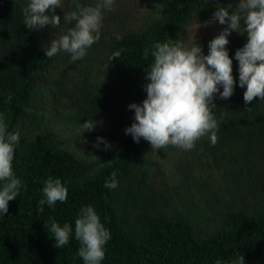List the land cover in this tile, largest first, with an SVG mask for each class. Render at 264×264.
I'll return each instance as SVG.
<instances>
[{"label": "trees", "instance_id": "trees-1", "mask_svg": "<svg viewBox=\"0 0 264 264\" xmlns=\"http://www.w3.org/2000/svg\"><path fill=\"white\" fill-rule=\"evenodd\" d=\"M29 2L0 0V115L9 132H20L13 168L22 180L18 197L0 215V264H84L74 228L86 206L94 208L110 232L101 264H232L239 254L245 264H264V99L246 104V86H239L235 54L247 42L243 21L240 33L232 31L226 45L234 94L222 99L217 93L213 100L217 142L213 145L205 136L191 150L165 147L185 181L207 158L234 176L226 186L234 189L228 199H220L211 182H201L199 196L187 187L180 190L170 182L175 179L172 169L155 160L158 153L150 143L143 138L137 143L126 134L135 122L129 105H140L147 97L145 77L153 57L149 53L145 58V49L170 38L184 42L197 22L202 35L188 47L196 41L207 55L209 42L227 27L214 13L218 7L236 12L240 0H162L161 8L147 12L138 26H130L125 3L115 0L112 10L103 12L100 39L75 62L70 53L49 58L45 52L53 39L75 26L64 20L76 10L74 0H61L55 9L61 17L58 27L33 30L24 23ZM79 3L95 6L97 0ZM121 49L119 59L109 62ZM48 91L59 115L78 124L92 119L96 128L108 125L112 141L121 140L120 151L109 149L107 157L86 159L65 147L41 117ZM113 172L118 186L109 189L105 182H111ZM50 176L61 179L68 196L54 206L43 205L41 212L39 201ZM50 217L72 226L62 248L54 245Z\"/></svg>", "mask_w": 264, "mask_h": 264}, {"label": "clouds", "instance_id": "clouds-1", "mask_svg": "<svg viewBox=\"0 0 264 264\" xmlns=\"http://www.w3.org/2000/svg\"><path fill=\"white\" fill-rule=\"evenodd\" d=\"M75 11L64 15L66 23L75 21L66 34L53 39L46 57H53L61 51L71 54L73 62L83 59L87 50L100 39L104 10H112L115 0H97L95 6H82L74 0ZM61 7V0H30L25 9L24 23L29 30L42 29L51 25L58 27L61 17L55 9ZM214 18L227 27L220 35L209 42V53L203 54L202 46L195 43L185 46L180 40L169 39L157 42L151 49H145L153 62L146 71L147 97L138 105L132 103L135 122L126 129L135 142L141 138L148 141L153 150L172 145L191 150L197 141L209 136L213 145L217 142L218 122L213 114L215 94L228 99L234 94L236 80L233 76V61L226 45L232 31L247 34L246 44L235 54L239 62V86L246 91L243 99L246 104L254 98L264 99V0H240L236 12L230 13L227 7H218ZM117 40L122 36L117 35ZM123 50L115 51L109 58L119 59ZM223 91H220V88ZM93 120L83 123L84 131H92ZM20 132L8 131V123L0 115V215L8 212L9 202L16 199L22 187V180L14 172L13 161ZM99 142H104L98 137ZM99 146V144L97 145ZM105 147L110 145L105 143ZM118 186L116 173L111 174V182L105 187L115 189ZM44 199L39 201V210L43 205L54 206L58 201L65 202L68 189L61 179L48 177L42 189ZM50 232L54 235V245L62 248L69 243L73 229L68 223L63 226L51 217ZM75 239L80 242L78 255L84 264H101L105 257V245L110 239L109 230L101 223L99 215L92 206L81 209L75 220ZM216 264H221L217 260ZM232 264H245L243 254H239Z\"/></svg>", "mask_w": 264, "mask_h": 264}, {"label": "rangeland", "instance_id": "rangeland-1", "mask_svg": "<svg viewBox=\"0 0 264 264\" xmlns=\"http://www.w3.org/2000/svg\"><path fill=\"white\" fill-rule=\"evenodd\" d=\"M125 8L127 9V16L130 22V26H138L143 24L146 20L147 12L152 9L159 10L161 8L162 0H123ZM203 32L202 27L197 23L194 24L186 31L185 34V46L194 40L196 37L201 36ZM42 106V119L43 123L47 126V130L53 131L58 138L64 143L65 147L73 150L79 156L86 159H99L108 156L109 149L118 153L120 151L119 143L121 140L116 138L112 141V138L107 133L106 128L108 125L102 124L95 127L92 131H84L83 124H78L71 121L67 116L59 115L56 110L55 103L52 102L51 93L48 91L46 96L41 102ZM99 138H103L104 142H99ZM105 143L110 147H105ZM112 143V144H111ZM99 144V146H97ZM229 148V147H228ZM227 148V149H228ZM166 148L155 150L158 154H155V160L165 163L166 168L172 169L175 177L174 181H170L173 185L179 187L180 190H185L187 187L194 196L202 195L204 190L200 186L201 182L212 183L216 187L217 194L220 199H228L231 192L234 190L230 185L235 177L226 172L223 174L222 169L214 167L210 159H206L203 165L193 172V176L190 180L185 181L182 178L181 171L177 170L174 165L172 154H168ZM230 152L228 151V155ZM202 198V197H201ZM205 196L204 199L205 200Z\"/></svg>", "mask_w": 264, "mask_h": 264}]
</instances>
